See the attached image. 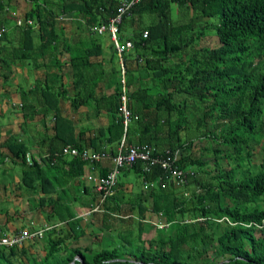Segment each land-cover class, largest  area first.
Returning a JSON list of instances; mask_svg holds the SVG:
<instances>
[{
	"label": "trees",
	"instance_id": "obj_1",
	"mask_svg": "<svg viewBox=\"0 0 264 264\" xmlns=\"http://www.w3.org/2000/svg\"><path fill=\"white\" fill-rule=\"evenodd\" d=\"M28 1L30 9L19 19L31 24L18 26L14 20L17 40L8 48L2 45L7 33L0 23L5 29L0 35L1 70L9 73L16 62L35 63L37 54L43 60L53 55L48 64L57 68L56 55L66 53L80 102L96 103L92 110L95 115L106 113L107 126L99 131L103 140L88 141L84 148L58 136L61 146L51 143L44 157H30V163L25 160L26 145L13 137L5 143L0 159L20 166L23 188L48 196L59 189L49 203L65 228L43 232L40 257L29 254L22 259L23 247H0V264H17L19 259L20 264H264V0H140L121 16L118 45L130 42L132 47L119 55L110 41L104 50V42L91 29L105 23L120 0ZM172 6L179 18H172ZM4 8L0 1V14ZM67 14L83 20L87 46L83 39L58 42L54 26ZM98 84L103 90L95 94ZM51 90L46 86L42 91L47 106L43 118L56 114ZM122 97L133 117L129 126L135 139L129 126L123 131ZM57 121L54 117L55 133ZM122 140L124 145L153 147L151 157L164 149L179 150L176 165L182 174L188 173L186 184L158 166L144 169L145 162L136 160L121 173L131 172L142 186L126 194L120 173L101 201L95 183L86 177L90 167L98 172L106 158L90 163L59 155L66 144L113 154L100 141L118 145ZM253 156H258L257 164ZM209 163L213 169H205ZM78 177L88 184L82 186L85 207L93 209L98 200V210L86 217L88 223L100 218L98 230L105 231V237L98 246L95 233L85 246L65 245L90 236L88 227H79L82 218L62 207L58 197L62 187ZM74 198L83 203L81 196ZM111 220L127 224L115 237L107 234ZM130 221L133 230L127 228ZM143 225L151 229V238H142Z\"/></svg>",
	"mask_w": 264,
	"mask_h": 264
},
{
	"label": "crops",
	"instance_id": "obj_2",
	"mask_svg": "<svg viewBox=\"0 0 264 264\" xmlns=\"http://www.w3.org/2000/svg\"><path fill=\"white\" fill-rule=\"evenodd\" d=\"M0 1L8 8V10L4 8L3 12L0 14V23L5 26L7 33L6 40L2 45L8 48L12 46V44H15L17 40V35L14 34V20L24 16L30 9V3L28 0ZM82 21L83 20H74L70 14L60 17L54 26L56 31L55 34L58 36V42L75 44L83 39L87 46L86 36L88 30ZM33 35L35 37L34 41L36 42L37 34L34 33ZM101 38L104 42V44L102 43L103 49L106 50L109 39L107 40L104 35L101 36ZM37 56L39 59H37L35 63L30 61L16 62L10 67L9 73L8 70H1L0 66V75H5L6 77V80H2L0 76V152L5 143L9 139H12L11 137L26 145L29 158L31 157L36 161L44 157L45 151L51 143L56 148L59 146V143L60 146L62 145L61 141L63 140L59 139L58 136L60 138H67L70 141L73 140L76 144L81 145L82 148H84L83 146H85L88 141H90L91 144H96L95 142L97 140H103L100 130H103L107 126L106 113L104 111H99V114L95 115L94 112H90L89 110L96 107V103L90 102L89 104H83L80 102V92L73 86L72 81L74 80L70 72L71 68L67 63L68 55L64 52L62 55H56L60 61L57 68H54L52 62H50V65L48 64L49 58L50 61H52L53 55L47 54L45 60L40 58L38 54ZM10 77L14 80L11 83L8 82ZM46 86L53 87V90H51L52 97L50 104L56 107V114L55 112H52L53 115L47 113L45 114V118H43V111L46 110L45 107L47 106L44 103V93L42 91ZM93 90L95 94H98L103 90V86L98 84ZM86 94L87 91H85L84 94L82 93V96ZM73 99L75 102L72 104ZM54 117H58V133H55L53 130ZM130 133L132 139L138 137L133 129ZM52 137L53 140H51ZM100 143L102 147L110 148L111 151H115L117 146V144L105 145L101 141ZM159 147L163 148L164 146ZM109 166V161H104V163L100 165V168H102L99 169L98 172L95 171L93 174H100L101 171H105L104 173H106ZM63 167L67 169V166ZM0 168L1 232L9 235L21 230H27L29 232L42 230L44 232L52 228L56 230L65 228V222H58L59 219L53 216L49 203L56 198L57 192H59L58 188L49 196L43 195V193L30 192L21 185V168L18 164L14 165L8 158L4 160L0 159ZM121 176L124 180L123 188L126 194L131 195L130 193L134 190L132 189L133 186L130 181L127 180V172L124 171ZM77 179L78 180L75 181H69L63 186L64 193H59L58 197L62 199V207L67 206L70 211L73 212L75 218H82L86 210H88V208L85 207L87 204V201H85L86 197H82V186L88 184L84 181L85 178L83 177H78ZM66 180L67 179H62L60 182H65ZM81 182L82 184H80ZM74 196H81L83 203L79 204ZM40 199L45 200L42 207H37L36 203ZM70 200H72V202ZM29 201H31V204ZM92 203L95 205L96 199H94ZM72 206L75 207L73 210L71 209ZM135 214L136 213H134V215ZM93 217L99 216L93 215L91 218ZM119 218L123 219L124 217ZM82 221L88 222L86 218L82 219ZM93 221L94 219H91V223H87L83 227L88 226L92 229V227H94ZM96 231L100 230L94 228L93 232L90 231L89 237L88 233L86 236L87 238L68 240L65 242V245L68 247L85 246L88 243L82 244V241H87L88 239L90 243L95 233L98 237L97 242L95 239L93 240H95L96 246H98L101 241L102 231H100L101 234L96 233ZM34 241L35 242H33V240L27 241L20 246L25 249L23 257H21L22 259H25L24 257H27L29 254L38 255L39 257L43 255L44 243L40 239H34ZM28 242L37 243V248L26 245ZM16 263H23V260L19 259Z\"/></svg>",
	"mask_w": 264,
	"mask_h": 264
},
{
	"label": "built area",
	"instance_id": "obj_3",
	"mask_svg": "<svg viewBox=\"0 0 264 264\" xmlns=\"http://www.w3.org/2000/svg\"><path fill=\"white\" fill-rule=\"evenodd\" d=\"M140 0H120L117 4L116 12L110 15L105 23H100L97 26L93 27L92 32L101 37L105 34L108 35V39L110 43L113 45L116 53L119 55L121 51H127L132 46L130 42H125L123 46L118 45L117 41V33H118V25L121 21L122 14L126 13L132 6L137 4ZM22 23L26 25H30V20L15 19V24L20 26ZM4 28H0V35L4 32ZM145 36V34L143 35ZM121 83L123 81L121 80ZM122 106H121V117L122 124L124 128L130 123L131 115L127 108L125 107V99L121 98ZM152 151L148 146H134V145H124L123 140L120 141L118 145V149L115 155L110 156L106 153L100 152H90V151H77L75 148L65 145L61 148L60 154L61 156H69V157H79L82 160H86L88 162H97L102 158L109 159L111 162V166L107 171L105 176L97 177L94 175L95 168L90 167V173L86 177L87 180L93 181L95 183V190L99 193V198L102 201L104 196L108 193L112 192V189L116 182V177L120 173L123 168L129 167L136 160L144 161V169H147L149 166L158 165L161 169H165L170 171L171 174L178 179V182L183 181V174L178 170V168L174 165L175 159L171 158H161L160 156H152ZM25 160L27 163H30L31 160L28 154L25 155ZM92 173V174H91ZM88 213H85L82 218L85 219ZM41 232L32 231L29 232L27 230H21L12 235H7L4 232L0 231V247H12L17 246L20 247L24 241H34V239H40Z\"/></svg>",
	"mask_w": 264,
	"mask_h": 264
},
{
	"label": "rangeland",
	"instance_id": "obj_4",
	"mask_svg": "<svg viewBox=\"0 0 264 264\" xmlns=\"http://www.w3.org/2000/svg\"><path fill=\"white\" fill-rule=\"evenodd\" d=\"M175 6H172L171 7V16H172V18H174L175 16H176V18H179L178 17V14L176 15V12H175ZM207 33H210L209 31H206ZM100 39H102L101 37H100ZM16 79H18V78H16ZM14 80H13V78H9V80H8V82L9 83H11V82H13ZM92 106V105H91ZM92 108V107H91ZM94 109V108H93ZM90 112H93V110L91 109V110H89ZM130 131H132V129H133V126H129V128H128ZM258 161H259V158H258V156H253L252 157V162H253V164H257L258 163ZM223 166H224V163L222 164ZM205 169H213V165L211 164V163H209V165L207 166V168H205ZM0 170H1V168H0ZM128 179L127 180H129L130 181V183L132 184V189L133 190H136L138 187L140 188L141 186H140V182H139V180H137L135 177H134V175L130 172L129 174H127V176H126ZM120 180L121 181H124L123 180V177H120ZM7 181L9 182V179L7 178ZM190 189V188H189ZM29 203L31 204V201H29ZM147 204H150V202H148ZM1 207H3V206H1ZM75 207L74 206H72L71 207V209L73 210ZM43 218V217H42ZM88 219L86 218V221H87ZM149 222V221H148ZM151 222L154 224V223H157V220H155V218H153L152 220H151ZM88 223V222H87ZM85 221H82L81 222V224L79 225V227H83L84 225H86L87 224ZM93 223H94V227L93 228H96V229H99L100 227H101V221H100V218H94V221H93ZM130 223V227H127L128 229L130 228V229H132L133 230V227H134V224H132V222L130 221L129 222ZM127 226V224L126 223H121V222H116L115 220H111L110 222H109V226H110V231L107 233V234H109L110 236H114L115 237V231L117 230V229H119V230H123V229H125L126 228V226ZM32 226V225H31ZM88 227V226H87ZM87 232H89V231H91V229L88 227L87 229ZM134 231H135V229H134ZM143 231H145V232H143V235H142V238L143 239H149V238H151L152 237V231H151V229L150 228H148L147 226H145V225H143ZM36 232H41V230L40 231H37L36 230ZM91 232H93V230L91 231ZM96 233H98V234H101V232L100 231H96ZM8 235V234H7ZM9 235H12V234H9ZM103 237H105V231H102V236H101V238H103ZM87 238V237H86ZM117 239H119L118 237H117ZM24 242H27V241H24ZM33 242H35V241H33ZM33 242H28L26 245H30L31 247H34V248H37V243H33ZM32 243V244H31ZM87 243H89V240L87 239V241H82V244H87ZM22 245H23V243H22ZM45 245V244H44ZM96 247V246H95Z\"/></svg>",
	"mask_w": 264,
	"mask_h": 264
},
{
	"label": "clouds",
	"instance_id": "obj_5",
	"mask_svg": "<svg viewBox=\"0 0 264 264\" xmlns=\"http://www.w3.org/2000/svg\"><path fill=\"white\" fill-rule=\"evenodd\" d=\"M132 118L133 117H131V121H132ZM135 119V118H134ZM131 121H130V123L124 128V126H123V124H122V126H123V131L125 132L126 131V129H127V127L131 124ZM67 145V144H66ZM119 145V144H118ZM118 145L116 146V149H115V151L113 152V154H110L108 151H105L104 153H106L107 155H110V156H113V155H115L116 154V152H117V149H118ZM125 145H130V144H125ZM65 146V145H64ZM70 146V145H69ZM145 146H148L150 149H151V151H152V153L154 152V148L153 147H151V146H149V145H145ZM72 147V146H71ZM74 148V147H73ZM76 149V148H75ZM77 150V149H76ZM91 148H88V149H84V151H90L91 152ZM165 150V151H164ZM163 150V152L162 153H155L154 154V156H156V155H158V156H160L161 158H166V157H168V158H171V159H175V161H174V167L176 166L177 167V165H176V158H177V156H178V153H179V150H170L169 148L168 149H164ZM77 151H80V150H77ZM101 152V151H100ZM102 160V159H101ZM101 160H99V161H101ZM105 161H109V163H110V166H111V162H110V160L109 159H105ZM98 162V161H97ZM110 166H109V168H110ZM152 166H158V165H152ZM159 167V166H158ZM109 168H108V170H109ZM149 168V167H148ZM147 168V169H148ZM160 168V167H159ZM178 168V167H177ZM161 169V168H160ZM107 170V171H108ZM161 170H163V171H165L166 173H167V176H169L170 178H173L174 176L171 174V172L170 171H167V170H165V169H161ZM179 170V169H178ZM107 171H106V173H107ZM180 171V170H179ZM121 172H123V171H120V173ZM181 172V171H180ZM106 173H105V175H106ZM119 173V174H120ZM182 173V172H181ZM119 174H118V176H119ZM190 175H193L192 174V172H190ZM117 176V177H118ZM117 177H116V180H117ZM187 177H188V173L187 174H183V181L182 182H178L179 184H186V179H187ZM177 183V184H178ZM95 192H97L96 190H95ZM98 193V192H97ZM99 194V193H98ZM99 196V195H98ZM98 200H97V204L94 206V208L93 209H91V210H89V211H86L85 213H90V212H95V211H97L98 210ZM85 218H86V216H85ZM83 219V218H82ZM199 220V219H198ZM158 226H162V225H158ZM42 233H43V231L41 230V235H42ZM39 240V239H38Z\"/></svg>",
	"mask_w": 264,
	"mask_h": 264
}]
</instances>
